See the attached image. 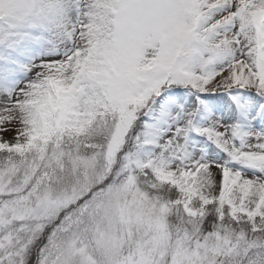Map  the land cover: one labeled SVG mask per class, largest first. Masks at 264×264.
Listing matches in <instances>:
<instances>
[{
  "label": "snow or ice",
  "instance_id": "1",
  "mask_svg": "<svg viewBox=\"0 0 264 264\" xmlns=\"http://www.w3.org/2000/svg\"><path fill=\"white\" fill-rule=\"evenodd\" d=\"M0 264H264V0H0Z\"/></svg>",
  "mask_w": 264,
  "mask_h": 264
},
{
  "label": "rangeland",
  "instance_id": "2",
  "mask_svg": "<svg viewBox=\"0 0 264 264\" xmlns=\"http://www.w3.org/2000/svg\"><path fill=\"white\" fill-rule=\"evenodd\" d=\"M217 179H219V176H217Z\"/></svg>",
  "mask_w": 264,
  "mask_h": 264
}]
</instances>
